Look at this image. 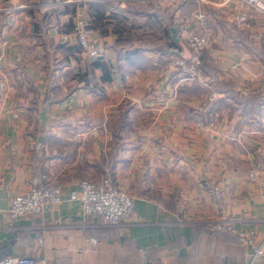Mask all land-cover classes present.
Here are the masks:
<instances>
[{"label":"crops","instance_id":"0c3cea01","mask_svg":"<svg viewBox=\"0 0 264 264\" xmlns=\"http://www.w3.org/2000/svg\"><path fill=\"white\" fill-rule=\"evenodd\" d=\"M235 3L0 0V8L14 7L0 31V259L250 264L254 247L214 227L228 219L234 231L256 232L254 246L264 244V53L257 38L264 16L252 10V24L238 28ZM198 9L209 44L188 79L170 61L191 55L179 24L198 31L201 22H191ZM78 16L92 24L98 58L81 52ZM197 108L213 122L212 136L196 134ZM253 167L256 181L248 178ZM37 173L64 200L9 220L10 198ZM107 175L134 198L131 219L117 226L84 216L80 201L67 199L80 180ZM207 180L221 186L223 212ZM253 264H264V255Z\"/></svg>","mask_w":264,"mask_h":264},{"label":"built area","instance_id":"2783aa9c","mask_svg":"<svg viewBox=\"0 0 264 264\" xmlns=\"http://www.w3.org/2000/svg\"><path fill=\"white\" fill-rule=\"evenodd\" d=\"M92 0H66V2L83 5ZM236 9L232 16V23L243 28L252 24L253 15L251 11L264 16V0H234ZM14 7L0 8V31L2 28V16L10 14ZM192 20L200 21L204 26L208 22L205 19L204 12L196 10L192 14ZM178 21V20H177ZM182 31L186 32L185 42L192 49V56L189 65L180 56L173 57L170 61L172 67H179L187 74L185 78L191 79L196 75L197 65L207 46V38L204 34L197 31L196 28L187 29V24L181 22L179 24ZM93 27L89 19L78 16L74 23L73 32L75 33L77 42L81 52L89 58H97L101 53V48L91 39ZM257 38L261 42L262 52L264 53V26L257 32ZM264 89V84L261 86ZM244 92V91H243ZM196 134L206 133L213 135L214 124L206 121V114L201 108H197L192 116ZM33 149L36 156L42 153V146L35 143ZM250 181L258 179V170L253 167L248 171ZM208 194L215 203L216 209L223 212L224 197L221 186L212 180L205 181ZM260 187L263 183L260 182ZM68 200H78L81 203L82 214L84 216H93L98 218L106 225L117 226L120 223L130 220L133 210V196L120 188L114 178L104 176L98 181L82 179L79 182L78 190H71L67 197ZM64 200L60 188L54 185L45 173H37L30 177L29 186L26 190L17 192L10 198L7 209V218L14 220L17 218H25L35 214L43 213L48 207L60 204ZM218 230L234 232L237 240L245 246H253L250 264L256 259L264 255V244L255 245L256 232L253 229L234 231L233 224L228 219H220L214 224ZM0 264H36L33 257L6 256L0 259Z\"/></svg>","mask_w":264,"mask_h":264},{"label":"rangeland","instance_id":"374dc122","mask_svg":"<svg viewBox=\"0 0 264 264\" xmlns=\"http://www.w3.org/2000/svg\"><path fill=\"white\" fill-rule=\"evenodd\" d=\"M206 17V16H205ZM73 27H74V25H73ZM209 28V23H207L206 25H204V26H202V27H200L199 29H198V32H200V33H202V34H204L205 36H206V38H207V41H208V43H207V45L209 44V37H208V33L206 32V30ZM185 44H186V42H185ZM186 46H187V44H186ZM187 48L188 49H190V51H191V55L190 56H188V57H185L184 55H182V54H175L174 56L175 57H177V56H180L182 59H184L186 62H187V66L189 65V60H190V57L192 56V54H193V52H192V49L191 48H189L188 46H187ZM87 57V56H86ZM99 57V56H98ZM97 57V58H98ZM187 76V75H186Z\"/></svg>","mask_w":264,"mask_h":264},{"label":"trees","instance_id":"16d2710c","mask_svg":"<svg viewBox=\"0 0 264 264\" xmlns=\"http://www.w3.org/2000/svg\"><path fill=\"white\" fill-rule=\"evenodd\" d=\"M97 65L99 66V67H101V69L103 70H105V64H103L102 62L101 63H97Z\"/></svg>","mask_w":264,"mask_h":264}]
</instances>
